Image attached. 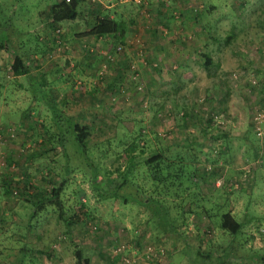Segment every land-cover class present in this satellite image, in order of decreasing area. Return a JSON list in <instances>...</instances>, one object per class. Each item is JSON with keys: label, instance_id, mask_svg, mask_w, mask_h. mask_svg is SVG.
<instances>
[{"label": "rangeland", "instance_id": "rangeland-1", "mask_svg": "<svg viewBox=\"0 0 264 264\" xmlns=\"http://www.w3.org/2000/svg\"><path fill=\"white\" fill-rule=\"evenodd\" d=\"M52 2L0 0L4 31L21 32L0 37V264L23 246L22 264H77V244L88 264H264V0H79L60 31L46 25ZM92 13L123 21L122 38L84 35ZM30 46L28 71L13 73L12 49ZM30 76L87 125L90 164L69 132L56 145ZM160 150L154 180L144 161ZM93 168L129 200L101 197ZM63 178L65 215L82 219L68 225L54 205L28 218ZM226 210L236 235L219 227Z\"/></svg>", "mask_w": 264, "mask_h": 264}, {"label": "trees", "instance_id": "trees-1", "mask_svg": "<svg viewBox=\"0 0 264 264\" xmlns=\"http://www.w3.org/2000/svg\"><path fill=\"white\" fill-rule=\"evenodd\" d=\"M79 0H53L52 4L46 7L44 10L46 21L48 26L52 28V30L60 31L59 24L62 21L65 20H72L78 17L79 15V9H78ZM88 23V30L84 32V35H93L96 37H110L115 35L116 39H121L124 31H125V23L115 17H112L108 14L100 15L96 13L90 14ZM60 36V33L57 34ZM82 35V34H81ZM61 38V37H59ZM61 40V39H60ZM37 41V37H36ZM62 41V40H61ZM38 41L36 42L34 48L38 51L39 45ZM4 48L8 46L6 42L1 41L0 45ZM7 45V46H6ZM23 50V51H22ZM21 51H18L15 55L11 67L13 70V73L19 74L23 73L25 71H28V58L26 55V52H28V47L25 49L22 48ZM25 56V57H24ZM206 56V63H212V58L209 53L205 54ZM30 78L34 79L29 85L34 86V97L39 98L40 95L41 98L47 103L50 104V108L52 110V117L55 123V131H56V145H58L62 150H65L66 147V136L65 132L70 133L69 141H72V144L76 146V150L79 153L83 154V157L85 160L89 162L90 158L88 156V145H87V137L89 135V130L87 128V125L82 124L78 122L73 115L66 114L60 107L57 106V104L49 100L47 95H45L43 86L46 85L47 81H44L45 78H38L35 76H30ZM262 109V108H261ZM66 154V153H65ZM169 157L166 155L164 150H160L158 152H155L145 158V163L152 168L151 175L154 180H162V169L163 166L161 165L162 161L168 160ZM91 162H89L90 164ZM170 164V163H167ZM93 185L98 190V193L101 195V197L107 198V197H118V196H124L123 199L125 202L129 200V196L124 195L123 192L118 188L114 190L110 189H103L101 185L96 181V174L95 169L93 168ZM65 178L52 183V187L47 191L44 195L39 197L37 201L33 203V209L29 213L28 218L35 217L36 214L44 209L47 205H54L58 209V215L62 219H64L68 225L78 222L80 219H82L81 215L77 214L76 212H73L71 218H67L65 215V208L63 205V201L61 198V191L64 185ZM3 185V184H2ZM3 189H5L4 185L1 186ZM149 201L150 198H147ZM146 200L143 199V203H145ZM148 204V203H147ZM30 224V222H28ZM243 222L237 219L234 215V213L231 210H226L224 212H221L219 214V227L226 230L231 235H236L242 228ZM30 248L29 246H23L22 252L20 255V258H18L17 262L15 264H22L23 258L26 255L24 251L26 249ZM225 254V253H224ZM223 254V255H224ZM76 255V262L77 264H88L90 261V258L88 256H85L83 253V248L77 244V248L75 250ZM204 257H210V253L203 255ZM228 257L227 255L225 256ZM264 258V257H263Z\"/></svg>", "mask_w": 264, "mask_h": 264}, {"label": "crops", "instance_id": "crops-1", "mask_svg": "<svg viewBox=\"0 0 264 264\" xmlns=\"http://www.w3.org/2000/svg\"><path fill=\"white\" fill-rule=\"evenodd\" d=\"M37 12V11H36ZM4 28H5V26L2 24V23H0V29H1V33H0V37L1 38H4V39H8L9 40V42L11 43L12 41L15 43V42H17V38L20 36V34H21V32L19 31V30H14V31H12V33L11 32H5L4 31ZM3 29V30H2ZM19 41H21V38L19 39ZM20 44L21 43H18V47H20ZM36 44V36H35V38H34V41H33V43H32V45L34 46ZM33 46H30V48L29 49H32V47ZM12 51H13V53L16 55L17 54V52H18V50L17 49H12ZM0 59H1V55H0Z\"/></svg>", "mask_w": 264, "mask_h": 264}, {"label": "built area", "instance_id": "built-area-1", "mask_svg": "<svg viewBox=\"0 0 264 264\" xmlns=\"http://www.w3.org/2000/svg\"><path fill=\"white\" fill-rule=\"evenodd\" d=\"M58 30V29H57ZM59 42L61 41V40H59V39H57ZM256 118H258V119H261V120H263V118H264V110L263 109H260L258 112H257V114H256Z\"/></svg>", "mask_w": 264, "mask_h": 264}]
</instances>
